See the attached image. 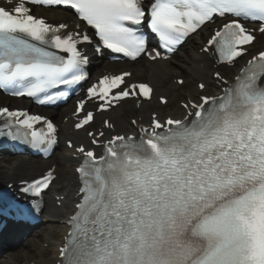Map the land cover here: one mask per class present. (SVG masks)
Segmentation results:
<instances>
[{
    "label": "snow or ice",
    "instance_id": "6c2138e0",
    "mask_svg": "<svg viewBox=\"0 0 264 264\" xmlns=\"http://www.w3.org/2000/svg\"><path fill=\"white\" fill-rule=\"evenodd\" d=\"M28 4L74 10L81 24L94 29L101 42L98 50L102 46L133 61L142 54L152 61L167 58L148 50L140 34L145 24L173 52L202 25L220 17L224 22L203 50L214 49L227 63L244 55V46L255 40L242 20L259 22L264 33V0H4L0 88L18 97L42 94L41 104L68 95L49 94V89L86 80V58L79 46L92 43V37L81 24L75 29L50 24L33 15ZM131 75H104L88 87L87 100L77 102L74 114L83 116L75 128L94 119L85 107L88 101H99L97 110L106 111L124 98L150 99L153 88L127 83ZM215 75L227 84L220 73ZM262 78L264 50L251 55L222 95L183 104L184 119L169 117L162 123L153 113L151 124L140 128L139 139L114 136L100 156L81 145V198L67 221L60 264H264ZM160 101L167 103L165 97ZM0 117V135L23 138L38 150L57 144L56 126L46 117L7 107H0ZM40 122L46 130L35 127ZM104 125L112 127L107 120ZM87 135L98 144L103 132ZM53 178L49 171L21 191L38 195Z\"/></svg>",
    "mask_w": 264,
    "mask_h": 264
},
{
    "label": "bare ground",
    "instance_id": "6f19581e",
    "mask_svg": "<svg viewBox=\"0 0 264 264\" xmlns=\"http://www.w3.org/2000/svg\"><path fill=\"white\" fill-rule=\"evenodd\" d=\"M51 12L54 14V17L57 18L58 16H61V11L57 10H51ZM198 41V37H197ZM195 40V42H197ZM186 63L191 64V68L188 67V69L185 71L188 78L191 79H200L203 81H206L208 84L211 83V63L208 61L203 55L196 53L194 51L191 52V56L186 58ZM130 68L135 73H141L142 76H145L156 88L157 92H165L169 96H172L175 93V85H171L170 88L164 89V81L169 78L172 74L178 72L180 69L178 67H171L169 63L164 62H155V63H149L144 62V60L137 61L135 65H131ZM182 71V70H180ZM151 106H155V100L153 99L149 103H144L142 105L141 110H148L151 108ZM69 108H65L62 112L65 113L64 116L70 114ZM125 113L124 108L121 106H118L117 109H115L112 113V118L115 122L116 129H118L120 132H124L126 129V124L121 120V116ZM61 163L65 165H74L75 162L70 158V155L67 151H63L61 154ZM23 169L24 166L22 164H19L18 169ZM43 168L41 164H33L31 171H39ZM71 169V167H70ZM31 171H25V174H29ZM70 174H74V172H70ZM30 175V174H29ZM11 179L14 180L16 178V175L12 173ZM72 181L75 183V179H72ZM68 205H65V208H56L54 205H49V218L50 224L57 222V220H63L65 218V214L67 213V207ZM53 225V224H52ZM49 227L47 231H43L39 234V236L43 238L44 243L53 241V235H54V228L53 226ZM58 228H61V230H64V227L58 226ZM37 240L38 237H37ZM58 241L55 242V247H57ZM61 242V241H60ZM46 251H44L43 247L40 245H37L36 236L33 237L32 241L26 245L19 246L15 251H13L9 257V261L7 262H0V264H27L30 262L36 261V264H55L57 262L56 258V251L55 253H52L49 259H44L46 257Z\"/></svg>",
    "mask_w": 264,
    "mask_h": 264
},
{
    "label": "rangeland",
    "instance_id": "374dc122",
    "mask_svg": "<svg viewBox=\"0 0 264 264\" xmlns=\"http://www.w3.org/2000/svg\"><path fill=\"white\" fill-rule=\"evenodd\" d=\"M263 41H264V39H263ZM188 67V65L187 64H184V68H183V72L186 70V68ZM175 75H177V74H175ZM181 75H184V74H181ZM173 76V75H172ZM171 76V77H172ZM185 76V75H184ZM171 77L169 78V79H167L166 80V82H165V85H169V84H171ZM195 83H196V80H194V81H192L191 83H187L186 82V86L184 87L185 89H192V87L193 86H195ZM181 92H182V88H180V89H177L176 91H175V94H176V96H175V101H173V103L170 105V107H176V105H177V102H176V98L181 94ZM127 110H128V107H127ZM127 114L128 113H125V114H123V116H122V119L123 120H126V118H127ZM126 122V121H125ZM0 170L2 171V173L4 174V173H6V174H11V169L9 168V166H7L5 163H3V162H0ZM20 172V171H19ZM19 172H17V173H19ZM69 172V170H67V169H65V171H64V174H65V176H68V173ZM5 178H3V177H1L0 176V180L1 181H3ZM48 227V224L47 225H44L43 227H42V230H46V228ZM53 228H54V232L55 233H59V230H58V227L57 226H53ZM54 239L55 240H58L59 239V235H54ZM36 241H37V245H40L41 244V246L44 248V250L46 251L45 253H46V256L47 257H49L50 256V254H51V250L53 249V246L52 245H50V247H45V245H46V243L45 244H43L42 243V240H37L36 239ZM50 244V243H49ZM2 262H7V259L5 258V259H3L2 260Z\"/></svg>",
    "mask_w": 264,
    "mask_h": 264
}]
</instances>
